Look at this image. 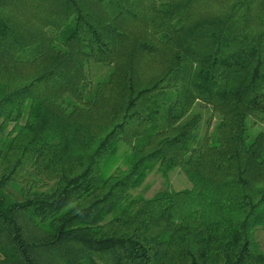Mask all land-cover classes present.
I'll use <instances>...</instances> for the list:
<instances>
[{
    "label": "trees",
    "instance_id": "trees-1",
    "mask_svg": "<svg viewBox=\"0 0 264 264\" xmlns=\"http://www.w3.org/2000/svg\"><path fill=\"white\" fill-rule=\"evenodd\" d=\"M250 118L264 0H0V264H264ZM156 168L192 187L133 195Z\"/></svg>",
    "mask_w": 264,
    "mask_h": 264
},
{
    "label": "rangeland",
    "instance_id": "rangeland-1",
    "mask_svg": "<svg viewBox=\"0 0 264 264\" xmlns=\"http://www.w3.org/2000/svg\"><path fill=\"white\" fill-rule=\"evenodd\" d=\"M4 13L10 20H12V22L18 28H23L22 20L19 17H17L12 12H7L6 10L4 11ZM31 29L32 28L28 26L25 28V31L29 32ZM87 71L90 77L98 78V77H102L107 72L109 73V67L102 65L101 63H95L92 61L87 65ZM194 111L201 112V114L203 115V121L201 123V127L199 131L201 135H204L208 126L207 121L210 118V110L207 108V106L204 107L200 104H197L194 108ZM217 121L218 119L214 118L212 127L210 129H213V126ZM260 130H264V124L260 121L257 120L255 121L253 118H250L248 121V132L252 135L259 132ZM126 151H127V146L122 145L118 153L119 164L121 163L122 157ZM191 187L192 184L189 182L188 178L181 171V169L176 168L170 171L167 177H165L163 173L156 168L147 175L145 181L142 183V185L139 188L132 190V194L133 195L141 194L144 197L150 198L153 195H155L157 192L164 189L182 190ZM41 189H44V187H42ZM14 191H16V189L15 190L10 189V192L15 194L17 191L16 192ZM15 197H19V196L15 195ZM29 233L32 237H39L43 235V231H41L40 229L34 226L30 227ZM256 236L259 243L262 246V249L264 250V228L258 229ZM44 256L46 259L44 264L46 263L55 264V259H54L55 255L53 251L46 252Z\"/></svg>",
    "mask_w": 264,
    "mask_h": 264
}]
</instances>
